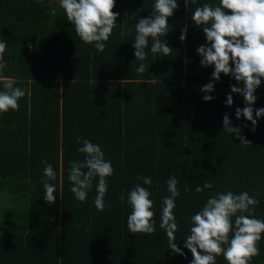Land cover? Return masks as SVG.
<instances>
[{"label":"trees","instance_id":"1","mask_svg":"<svg viewBox=\"0 0 264 264\" xmlns=\"http://www.w3.org/2000/svg\"><path fill=\"white\" fill-rule=\"evenodd\" d=\"M154 3L116 0L113 11L120 15L99 52L76 35L59 0H0V40L8 45L2 75L26 92L18 111L0 114V264H189L192 256L183 243L190 217L208 198L227 191L256 197L255 216L264 219V116L254 132L250 121L237 119L243 97L232 94L233 104L225 103L237 82L223 73L211 81L214 66L202 67L196 52L207 42L191 14L219 0H187V7L177 0L170 31L161 37L171 53H152L150 37L146 59L139 61L132 46L135 24L151 16ZM140 63L146 66L143 74L136 71ZM209 82L215 87L207 94L214 99L205 102L200 89ZM255 95L252 107H264V79ZM225 114L250 145L223 129ZM83 139L98 144L114 169L106 178L102 212L93 202L98 178L84 202L70 191L69 168L84 160L78 151ZM45 160L57 173L48 181L56 186L53 204L43 199ZM173 175L180 193L173 210L175 242L184 256L169 249L159 227L162 199L170 195L166 181ZM138 176L150 177L151 185ZM205 182L212 187L197 192ZM137 184L153 201L156 231L150 235L127 229V198ZM259 249L250 264H264V234ZM216 264L227 261L221 255Z\"/></svg>","mask_w":264,"mask_h":264},{"label":"clouds","instance_id":"2","mask_svg":"<svg viewBox=\"0 0 264 264\" xmlns=\"http://www.w3.org/2000/svg\"><path fill=\"white\" fill-rule=\"evenodd\" d=\"M38 3L42 0H37ZM195 0H193V3ZM116 0H59L67 20L74 26L76 35L85 44H93L95 49L103 52L105 42L116 27L119 12H114ZM187 7V0H184ZM154 11L148 18H140L135 24V39L133 43L135 59L144 61L147 53L149 38H152L151 52L168 56L172 48L161 37L170 31L168 18L174 15L179 7L177 0H155ZM55 9L51 10L52 15ZM192 23L201 29L206 37V44L200 45L196 52L201 57L202 67L214 66L211 81H219L221 73L231 76L237 85L230 86V93L226 97V105L233 104L232 94L243 97L245 107L236 108L235 115L239 119L243 116L252 124L251 131L260 117L264 116V107L254 109L257 96L255 92L264 79V0H219L216 6L205 3L196 7L191 14ZM187 25L181 29L179 39L184 41ZM6 42L0 40V114L7 111L19 110L18 101L26 92L15 87L16 80L4 77L3 69L7 66L4 53ZM146 66L140 63L137 73H145ZM242 85V86H241ZM214 83L205 84L200 91L205 93L202 99L209 102L214 99L208 95L214 91ZM255 113V118H254ZM223 129L235 134L239 144L250 145V141L241 135L240 126H230L228 114L222 118ZM243 127H247L244 125ZM82 138H78L79 143ZM84 154L83 162H71L68 179L72 184L70 191L75 199L84 202L92 181L98 178L97 195L94 206L98 211H104V197L108 190L107 177L114 169L110 161H106L104 153L98 144L83 139L78 148ZM41 183L44 189L43 199L48 204L55 203L56 186L48 181H55L57 173L46 160ZM144 185H151L150 177H137ZM169 196L162 199V212L159 227L165 231L168 247L174 254L184 256L185 253L175 242L178 224L173 212L176 207L175 199L180 195L177 189L178 180L173 175L167 181ZM212 184L205 182L203 187L197 185L196 191L202 192L211 188ZM147 188L137 184L128 194L127 202L131 207V214L127 217V229L133 234H153L156 231L153 217L155 215L153 201L149 198ZM120 199L123 201L124 197ZM259 204L256 197L247 191L239 194L227 191L218 193L207 199L202 209L190 217V234L186 237L183 247L192 256L189 264H216V258L223 256L227 264H250L252 259L260 254L259 241L264 234V219L256 218L255 209ZM233 217L235 218L233 220ZM226 246V247H225Z\"/></svg>","mask_w":264,"mask_h":264}]
</instances>
